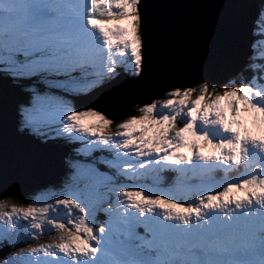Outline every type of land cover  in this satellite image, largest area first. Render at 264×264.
I'll return each mask as SVG.
<instances>
[{
	"label": "snow or ice",
	"instance_id": "6c2138e0",
	"mask_svg": "<svg viewBox=\"0 0 264 264\" xmlns=\"http://www.w3.org/2000/svg\"><path fill=\"white\" fill-rule=\"evenodd\" d=\"M152 7L0 0V80L37 85L14 110L16 134L78 142L84 158L58 194L0 197V242L59 233L0 264H264V4L240 67L187 84L148 78ZM121 80L159 99L127 100ZM65 94L97 99L77 108Z\"/></svg>",
	"mask_w": 264,
	"mask_h": 264
},
{
	"label": "water",
	"instance_id": "95a60500",
	"mask_svg": "<svg viewBox=\"0 0 264 264\" xmlns=\"http://www.w3.org/2000/svg\"><path fill=\"white\" fill-rule=\"evenodd\" d=\"M147 2L153 6L145 52L149 80L187 84L198 76H208L222 82L245 60L249 30L260 9L257 0ZM19 87L0 80V197L14 200L58 184L67 173L62 160L67 153L64 145L16 134L14 110L25 96ZM114 89L133 102L149 96L159 99L155 86H130L121 80ZM66 96L84 107L97 99ZM7 246L0 249V258L12 250Z\"/></svg>",
	"mask_w": 264,
	"mask_h": 264
},
{
	"label": "rangeland",
	"instance_id": "374dc122",
	"mask_svg": "<svg viewBox=\"0 0 264 264\" xmlns=\"http://www.w3.org/2000/svg\"><path fill=\"white\" fill-rule=\"evenodd\" d=\"M257 23H258V21H257ZM257 62H259V61H257ZM248 75H250V74H248ZM245 77H247V76H245ZM37 84L42 89H46V87H47L44 84L43 81H37ZM35 86H37V85H34V84L30 83V84L25 85V86H20L19 89H20L21 92H24L25 91L24 89H26V90H28L30 92L31 89L33 87H35ZM26 92H24V93L26 94ZM66 95L71 96V97H80V96H77V95H74V94H65L64 98L69 100L74 105V107H77V108L82 107V106H78L72 98L67 97ZM48 142L61 144V145H64L67 148V153H66L65 157H62V160L65 163L64 165H66V166H67L68 161L70 159H84L82 157H76L75 156V151L74 150H75V148L79 147V143L78 142H69V141H65V140L48 141ZM41 143H45V142H41ZM94 155L100 156L101 154L100 153H94ZM98 167H100L101 170H104V166L103 165H98ZM67 170H68V167H67ZM65 176L62 178V180L58 184H56V185L49 184V185L45 186V188L38 189L35 192H33V194L30 197H27L26 199L14 200V199L3 198L4 199V204L6 206L22 207V206H27V204L29 202L39 200L44 193H47L49 195L58 194L59 190L62 187L63 180H64ZM4 210H7V208H5ZM99 218H103L102 214H99ZM58 234L59 233H57L56 231H51V232H47L46 231L43 234L39 235V237L37 239H35V240L29 239L25 243H16L15 247L7 246L9 249H12V250H10L8 253H6L4 256H2L0 258V260L4 259L6 256L10 255L14 251H19L21 248H28V247H34V246H37V245L53 243L54 242L53 237H55ZM5 245H8V243L6 241L5 242H0V249L3 246H5Z\"/></svg>",
	"mask_w": 264,
	"mask_h": 264
},
{
	"label": "trees",
	"instance_id": "16d2710c",
	"mask_svg": "<svg viewBox=\"0 0 264 264\" xmlns=\"http://www.w3.org/2000/svg\"><path fill=\"white\" fill-rule=\"evenodd\" d=\"M260 1H261V0H260ZM248 74H250V73H248V72H245V73H244V75H245V76H248ZM24 90H25L24 92H26V91H27V92H26V94H27V93H29V91H28V90H26V89H24ZM65 168L67 169V166H66V165H65ZM67 172H68V170H67Z\"/></svg>",
	"mask_w": 264,
	"mask_h": 264
}]
</instances>
